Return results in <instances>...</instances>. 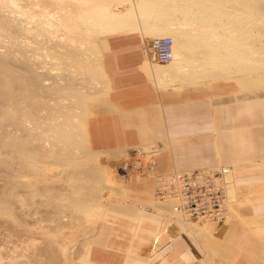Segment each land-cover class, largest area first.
Segmentation results:
<instances>
[{
	"label": "bare ground",
	"instance_id": "6f19581e",
	"mask_svg": "<svg viewBox=\"0 0 264 264\" xmlns=\"http://www.w3.org/2000/svg\"><path fill=\"white\" fill-rule=\"evenodd\" d=\"M160 1L150 2L153 3V8L158 9V16L154 14L155 21H158L154 31L157 34H172L163 35L172 37V57L167 62L168 66L183 69L187 75L191 74L189 70H196L197 75L204 78L236 75L252 69L246 63L238 61L240 53H230L229 56L222 54L224 50H231L228 47L222 46V50L220 46V54L213 51L216 46L214 41H217L216 37L220 33H225L226 43L232 45L231 48L237 52H246V48L235 46H250V50H256L257 38L253 37V32L256 31L262 36L264 46V2L165 0L167 3L162 4ZM136 6H139L138 9ZM141 6L139 3L134 5V0H0V176L5 180L9 191L18 187L30 189L41 181L45 184L51 182L52 180H48L51 173L46 174L43 169H52L37 164L39 161L46 162V157L55 166L65 165L60 167L61 172L67 165L78 163L79 175L76 174L71 179L74 193L58 207L68 205L76 213V218L77 215L88 218L93 214L91 199L97 197V188L104 187L106 181H100L99 178L106 171L93 164L87 166L86 160L79 157L77 148L84 141L86 151L89 150L80 115L85 112V96L89 94L87 88H91V81L97 74L99 76V52L95 39L97 36L139 27L138 11L145 7ZM155 24L151 26L152 29ZM198 42L201 46H206L205 50L201 47L203 50L199 65L193 61L194 67L198 65L200 68L197 66L193 69L191 66L188 69L189 63L185 65L192 57L190 46ZM86 50L92 52L94 59L88 58L89 52ZM43 93L47 94L46 99ZM35 128L39 130L41 137L34 135ZM137 145L131 149V152L135 151L133 157L130 153L119 162V174L125 176L140 172L138 175L151 176L153 195L161 200H173L171 209L182 219L191 220L173 209V198L156 196L155 177L160 173L155 170L158 146L153 143ZM138 150L141 152L138 153ZM144 151L152 154L149 165L138 157ZM229 174L227 186L230 183ZM96 181L99 185L95 186ZM116 187L119 189L121 186ZM13 191L9 196H14ZM9 207V204L0 200V216H4L9 222L16 221L10 214ZM58 250L69 261L68 245L62 243Z\"/></svg>",
	"mask_w": 264,
	"mask_h": 264
},
{
	"label": "crops",
	"instance_id": "0c3cea01",
	"mask_svg": "<svg viewBox=\"0 0 264 264\" xmlns=\"http://www.w3.org/2000/svg\"><path fill=\"white\" fill-rule=\"evenodd\" d=\"M135 30L105 36L99 57L101 90L84 109L89 118L83 120L88 149L117 154L124 151L123 147L136 144L153 143L159 148L154 141H162L156 172L217 165H230L231 170L226 216L211 222L205 235L191 225L194 222L171 209V200L153 195L151 176H116L115 180L122 181L121 187H112L111 196L118 201L114 206L113 202L106 205L104 217L127 219L126 226L133 233H146L134 252L136 256H130L133 245L129 244L124 263L196 264L204 244L219 240L264 264V91L181 93L177 89L199 80L189 78L196 77V70H189L187 75L183 69L154 62L151 41L143 42V46H109L108 36L133 35ZM231 76H235L236 88H259L248 87L258 83L247 75ZM127 198L131 204L125 203ZM112 230L113 223L101 221L99 234L90 244L106 246ZM90 254L88 246L86 256Z\"/></svg>",
	"mask_w": 264,
	"mask_h": 264
},
{
	"label": "rangeland",
	"instance_id": "374dc122",
	"mask_svg": "<svg viewBox=\"0 0 264 264\" xmlns=\"http://www.w3.org/2000/svg\"><path fill=\"white\" fill-rule=\"evenodd\" d=\"M146 1L139 0L138 2L137 0H134V5L139 3L140 5L145 6L144 8L141 6L142 8H140L138 11V15H139L138 19L139 18L140 19L137 21H139L138 23L139 27H137L136 25L137 28L134 34L128 36H120V37L108 36L107 40L109 46H143L142 44L143 42L144 43L150 42L151 39L155 36H163V35L172 36L171 33L157 34L155 32L156 31L154 28L156 27L155 23L158 22L155 21L156 19L155 16L157 15L158 9L152 7L153 3L150 2L151 0H148L147 2ZM159 1L160 0H158V2ZM167 1L161 0L160 2H162V4H165L167 3ZM260 1L261 3L264 2V0H260ZM151 8L155 9L156 12ZM91 9L92 8H90V10ZM146 20L150 22L148 23V21ZM152 22H154L153 24H155V26H153V29L151 27L153 25ZM223 23L224 20H222V24ZM148 24L149 25L152 24V25L149 26ZM219 29H223V28L219 27ZM253 33L255 34L253 37L257 38V43H258L256 50H252V49L250 50V46H235L237 48L238 47L246 48V52H237V50L231 48L232 45L230 46L229 44L226 43L225 41V39L227 38L225 36L226 34L220 33L219 36L216 37L217 41H214V44L216 46H214L215 49H213V51H216V53L224 52L222 54L224 55L226 54L228 56L230 55V53L232 54L240 53L238 61L242 64L246 63L252 69L250 70L249 68L247 71L244 70L238 72L237 74H243L245 77L247 75L249 76L248 79L250 78L252 81H256L258 83V86H248V87H259V88H247V89L236 88L237 84L236 86L234 85V82L236 81L235 76H231V75L227 77L204 78V77H199L200 74L198 75L196 74L197 77L195 78L196 79L199 78V80L196 82L195 85L183 86L181 89H177V90L181 93H203V94L233 93V92L250 91V90L264 91V46H262V36L260 35V33L256 31H254ZM104 39L105 36H97V38L95 39V42L97 44L96 47H98L97 49L99 52L97 55L98 58L96 57L98 60L97 63L99 65L98 66L99 76L97 74V76H95L94 79L91 81L92 87L87 88L89 90L88 92L89 94L85 96L86 110L88 108V102L90 98L95 93L101 90L100 71L102 70V68H101V64L99 63V61L101 62V58L99 60V57L104 49ZM222 46L224 48L228 47L231 50L222 51L223 50ZM201 47H203V49L205 50L206 46H201L199 42L196 45L194 44L193 46H190V53L192 57L186 63V65L189 63L187 66L188 68L192 66L194 69L197 68V66L199 65V61H201L202 58L200 57V55H202L201 51L203 50L201 49ZM219 47L222 50L221 49L219 50ZM86 51L89 52L88 58L91 60L94 59L92 52L89 50ZM193 61L194 62L196 61L195 63L198 64V65L196 64L197 65L196 67H194L195 63ZM198 68H200V66H198ZM88 82L89 81H87L86 84H88ZM42 95H45V99L47 98L46 93L45 94L43 93ZM83 113L84 112H82L80 116L82 120H84V118L86 120L87 118L85 116L86 113L84 114ZM88 119L89 118H87V120ZM33 132L35 136L41 137L39 130L37 128H35ZM43 139H45V136H43ZM154 143L159 145V149H160L159 156H160L163 151L164 144L162 141L160 142L154 141ZM80 144L81 145L77 148V153L79 157L82 158V160L84 159L86 160V165L89 166L90 164L91 165L93 164L106 171L105 175L103 174L102 178L100 176L99 179H101L100 181H102L103 179V182L106 181L107 184L104 183V187L97 188L96 190L97 192L95 194L97 197H93L91 199V203L93 204L94 207L93 214L90 215L88 218H85L84 216L83 218L79 217L80 215H77L76 218L75 215L76 213L73 212V209L71 207H68V205L67 206L63 205L62 207H58V205L67 202L68 199L72 197L74 193V190L72 188L73 185L71 184L73 180L71 179L72 176H75L76 174L79 175L78 170L80 169L79 168L80 165H78V163L76 164L72 163L69 166L67 165L65 167V170L61 172L60 167H63L65 165L59 164L58 166H55L53 165V162L49 159V157H46L45 158L46 162L39 161L41 163L38 162L37 164L52 169V170L43 169L44 173L46 174L51 173L50 175L52 179L49 178L48 180L49 181L52 180V181L51 182L48 181L49 182L48 184H45L43 183L44 181L43 182L41 181V183L33 185L31 187L32 189L31 188L25 189L24 187H18V189H15L14 191L13 190L9 191L10 189L8 185L5 183V180L2 178V176H0V200H3L7 204H9L10 206L9 209L11 210L10 214H12V217L16 219V221L10 220L9 222V220H7L4 216H0V264H5V263L6 264L7 263L8 264H125L124 257L126 255V251L127 248L129 247V244L133 245V247L130 248L131 250V252H129L130 256H136L134 252L136 251V248L142 237L146 236V233L145 232L133 233L134 231L131 230L129 226H126L128 221L127 219L126 221H121V219L113 218L111 216L104 217L106 211V205L112 206V202H113V206H114V204L118 201L113 196H111V192H112L111 188L116 186L120 187L122 182L119 181L118 179L115 180L116 176L120 175L117 170V167L119 166V162L122 159L126 158L128 154L131 153V149L134 148L135 145L129 147H123L124 151H119L115 156L114 154H110L107 152H98V151L91 152L89 150L86 151L87 149L85 147V142L83 141V143L81 142ZM158 171L167 172L169 170L158 169ZM53 172H55L56 174H54ZM138 173L140 174V172H135L134 174L138 175ZM52 175H54L55 177L54 176L52 177ZM107 181L109 182V184ZM94 185L95 186L99 185V183L96 181ZM47 187H49V189H46ZM31 190L33 191L32 193ZM12 191L14 198L9 196L10 192ZM126 201H127L125 202L126 204L127 203L131 204V199ZM119 202L121 203L122 200H120ZM172 202L173 200H171V204ZM64 209L65 210L68 209V210L65 211ZM147 209H151V207L148 206ZM69 211H71V213H69ZM101 221L107 223H113V228L115 231L114 232L112 230L106 237L105 240L106 246L105 245L96 246L93 243L90 244L92 242L93 237H96L99 234V225ZM72 223L75 224L77 223V224L75 225ZM197 224L200 223L194 222L193 226L198 228L199 231L200 229L204 231L203 235L207 234L208 229L206 228H209L210 223L207 222L205 223L204 226L201 227L198 226ZM71 225L72 227H70ZM143 227H146V223L143 224ZM206 237L207 235L204 238L206 239ZM62 243L68 245L69 261L65 260L62 252L61 251L59 252L58 250L60 249V244ZM88 246L91 247V254L86 256V251L88 249ZM235 261L237 264H260L254 262L251 258L244 256L242 253L237 252L236 249L230 247L229 244L222 243L219 240L209 241L204 244L202 257L196 262V264H203L204 262H205L204 264H236ZM126 264H134V263H126Z\"/></svg>",
	"mask_w": 264,
	"mask_h": 264
},
{
	"label": "built area",
	"instance_id": "2783aa9c",
	"mask_svg": "<svg viewBox=\"0 0 264 264\" xmlns=\"http://www.w3.org/2000/svg\"><path fill=\"white\" fill-rule=\"evenodd\" d=\"M153 60L167 63L172 57V37H153L150 44ZM134 150L131 157L134 156ZM141 150H138L140 153ZM150 153V154H148ZM140 159L149 165L152 154L144 151ZM230 165H217L182 171L158 173L156 180V196L173 198V209L182 212L194 221L223 220L226 214V186Z\"/></svg>",
	"mask_w": 264,
	"mask_h": 264
}]
</instances>
